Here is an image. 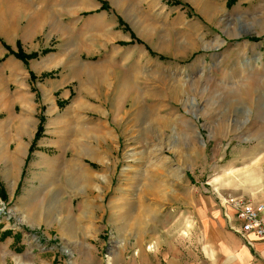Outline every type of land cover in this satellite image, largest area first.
I'll return each mask as SVG.
<instances>
[{
  "label": "rangeland",
  "instance_id": "obj_1",
  "mask_svg": "<svg viewBox=\"0 0 264 264\" xmlns=\"http://www.w3.org/2000/svg\"><path fill=\"white\" fill-rule=\"evenodd\" d=\"M16 1L0 11V155L17 142L24 155L10 184L0 157V264H210L200 208L264 203V0ZM95 14L108 24L93 39L81 26ZM99 144L80 163L108 186L82 212L64 170L42 184V159Z\"/></svg>",
  "mask_w": 264,
  "mask_h": 264
},
{
  "label": "crops",
  "instance_id": "obj_2",
  "mask_svg": "<svg viewBox=\"0 0 264 264\" xmlns=\"http://www.w3.org/2000/svg\"><path fill=\"white\" fill-rule=\"evenodd\" d=\"M89 3L88 1L87 5ZM67 12V15L72 19L79 11L71 8ZM66 20L62 19L61 15H59L58 22L64 26V30L72 32L74 28L67 25ZM98 22L104 24V28L108 24L104 16L95 14L94 17L88 18L85 23L83 22L81 30L90 34V38H99L104 28L98 31L100 35L96 34L97 36H93L88 27ZM117 28H119L118 24ZM5 51H0V57L4 58V61L7 59ZM63 60L64 55H59L56 60L57 62L53 64L56 66L61 65ZM17 63L20 64L18 60L12 59L2 69L6 70V65L9 66L10 64L16 67ZM200 210L199 216L203 235L202 253L210 264H264V241H261L251 234L246 236L240 234V225L235 220L234 210L231 207H225L220 204L218 206H211L208 204L205 207H201Z\"/></svg>",
  "mask_w": 264,
  "mask_h": 264
},
{
  "label": "bare ground",
  "instance_id": "obj_3",
  "mask_svg": "<svg viewBox=\"0 0 264 264\" xmlns=\"http://www.w3.org/2000/svg\"><path fill=\"white\" fill-rule=\"evenodd\" d=\"M80 5H81V7L84 6V4L82 2L79 3V4H76L77 7H80ZM22 9H23V5L21 3H19L18 1H16V0H0V11H3L5 13V15H8V16L14 15V16H16V13L18 11H21ZM14 20H15V18H11V19L8 18V21L6 20V25L14 24V22H15ZM2 24H4V22L0 18V25H2ZM2 26H4V25H2ZM96 68H94V69L98 71V69H96ZM20 97H22L24 99L26 98V96L24 94H22ZM132 108H135V104L134 103L130 105V109H132ZM141 111L144 112L143 110H141ZM126 113H128V112H126ZM143 114H145V112ZM99 145H98L99 147H97V149H94L92 147H82V146H80L81 148L79 149V151L74 150L75 151L74 152V156H76V158L68 159L66 162H64V161H62L60 159H55V160L42 159V164L46 168V171H48V173H49L48 176L42 178V180H41L42 184L45 185V184L50 183V181H52V175H54L55 172L64 170V172L66 174V177L68 176V180H67L68 185L70 187H72V189H74V190H78L79 189L81 191H84L86 193V195H87L85 197V199L83 200V202L81 203L80 207H79V209L82 210V212L83 211H85V212L88 211V207L90 206V202H92V200L95 197V196L91 197L90 195L93 194L96 189H97L96 191H103V189L105 190V188L108 186V184L106 186V183L104 182L105 180L102 177V175H100L97 172H93V171H90V170L84 168L81 165V163H80V156L81 155H83V156L85 155L88 159H91V160H94V161L95 160L96 161L99 160L100 154L103 153V151L100 150L102 148V144H99ZM22 155H24L23 154V145L20 142H17L16 147H15L13 152H9V151L6 150V152H3L2 155H0V157L4 160V164L7 165L6 166L7 170L5 171V180H7L9 184L13 183L14 180H15L17 168H18V165L20 163V159H21ZM162 160H164V159H162ZM103 169H105V170H103L104 173H105V171H107L108 167H103ZM150 178H151V176H150ZM150 180L151 179H148V181L151 184V187H155L156 188L157 185L156 186L154 185V183H156L154 181V179L152 180L154 183L152 181H150ZM158 185H160V184H158ZM119 191H120L119 192V200H123V198L120 195H123V194L128 193V192H127L126 188L124 189L122 187H120ZM48 193L49 192H46V194L44 195L43 202H45V203L48 200H51L50 195ZM152 194H153V192H152ZM113 204H114V202H113ZM42 205H40V207ZM61 207L65 211V215L67 216L69 221L72 222V219H73L72 218L73 217L72 214H73V212L68 209V206L66 205L65 202L61 205ZM47 214L49 216V215L53 214V211L52 210L48 211ZM124 215H126V216H122V218L125 217L123 226L125 228L127 226H132L131 224L129 225V223H130L131 220L133 221V219H134L133 216H131L129 213H125ZM134 221L135 222H133L134 223L133 227H137L138 229H140L139 226H138L139 223H141L140 218L137 217V218H135ZM144 238L145 237H143L142 239L140 238L141 241Z\"/></svg>",
  "mask_w": 264,
  "mask_h": 264
},
{
  "label": "built area",
  "instance_id": "obj_4",
  "mask_svg": "<svg viewBox=\"0 0 264 264\" xmlns=\"http://www.w3.org/2000/svg\"><path fill=\"white\" fill-rule=\"evenodd\" d=\"M227 203V200L224 201ZM234 210L235 220L239 222L242 236L254 235L264 241V203L248 202L241 199L228 200Z\"/></svg>",
  "mask_w": 264,
  "mask_h": 264
},
{
  "label": "trees",
  "instance_id": "obj_5",
  "mask_svg": "<svg viewBox=\"0 0 264 264\" xmlns=\"http://www.w3.org/2000/svg\"><path fill=\"white\" fill-rule=\"evenodd\" d=\"M167 2H170V0H167ZM236 2V0H227L226 1V5L227 6H232L234 3ZM171 4H173V5H175V6H181L182 4L180 3V2H178V1H172L171 2ZM183 7H187L186 5H182ZM101 8H105V5H103L102 4V7ZM133 38V37H132ZM249 40H251V41H258V39L257 38H250ZM139 42V41H138ZM124 44H126L127 45V43H124ZM129 44V43H128ZM34 56H36V54H32L31 56H27V55H25V54H23V53H16V55H15V57L17 58V59H20L21 61H23L24 63H26L27 62V60L28 59H31V57H34ZM30 77L32 78L33 77V75L30 73ZM40 129V128H39ZM10 234H11V232L10 231H5V232H3L2 233V235L4 236V237H8V236H10Z\"/></svg>",
  "mask_w": 264,
  "mask_h": 264
}]
</instances>
